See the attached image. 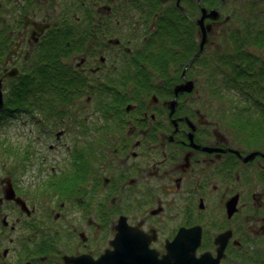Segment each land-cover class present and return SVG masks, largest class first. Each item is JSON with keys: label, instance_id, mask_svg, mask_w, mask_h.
Wrapping results in <instances>:
<instances>
[{"label": "flooded vegetation", "instance_id": "1", "mask_svg": "<svg viewBox=\"0 0 264 264\" xmlns=\"http://www.w3.org/2000/svg\"><path fill=\"white\" fill-rule=\"evenodd\" d=\"M239 4L0 0V124L46 135L69 114L85 127L65 165L42 141L0 140V264L97 259L115 240L119 264H264V101L221 102L201 73L223 30L230 59L255 56L247 41L264 28ZM59 74L73 77L69 102L57 101Z\"/></svg>", "mask_w": 264, "mask_h": 264}, {"label": "rangeland", "instance_id": "2", "mask_svg": "<svg viewBox=\"0 0 264 264\" xmlns=\"http://www.w3.org/2000/svg\"><path fill=\"white\" fill-rule=\"evenodd\" d=\"M239 5L242 6V9L245 8V11L248 12L246 14L248 15L247 19L251 20L254 26H256L253 28V32H261V29L264 28V0H240ZM226 11L223 12V16L228 14V7ZM238 16L240 17V14ZM226 30L228 33L229 30ZM223 31L220 38V47L216 46L213 51L210 49V51L206 53L204 70L201 73H206L205 75H208L207 73H209L212 75V85L216 87L215 93L219 96V100L221 102L264 101V38L259 37V43H254V35L251 34L250 39L247 41L249 43L247 45V50L250 53L252 52L256 57L254 56V59H249V62H247V59L244 60L237 58L235 60L234 57L230 59L228 55V53H232L234 48L231 47V40L227 38ZM239 56L245 57L243 54H240ZM210 61H212L215 65H210ZM240 63H246V66H248L247 64L249 63L251 64L249 68L255 71L251 70L249 73L258 74L259 84H257L256 80H254V84L249 82L251 80L246 74L248 71L247 69L239 67ZM46 79L49 81V78ZM59 86L64 88L67 85L59 84ZM85 97V95L82 96L84 100ZM57 101H60V99ZM33 113H35V116L38 115L35 111ZM74 116L68 114L64 120L65 122L56 120V123L48 126L49 129L46 128V130L52 131L53 134H47L46 132V135L43 134L42 130H39L40 126L36 123H34V125L31 123L28 125H22V123L18 122V120H7V123L0 124V140H9L10 143L14 144L18 148L29 145L32 146V148L34 147L37 149L42 147V145L39 144L40 141H42L45 145L42 149L46 150L43 151V154L48 155V160L52 161V163H54V160H57L60 165H63V163L65 165L69 163L70 147H73L74 143L75 145H78V142H83L85 138V127L78 123L77 118ZM83 117L84 115L82 118ZM96 127H99V125L94 122L92 129L96 131ZM64 128H69V130H67L63 136L62 146L59 148L56 147L54 150H49V145L55 143V133L63 130ZM95 131H93V134ZM0 162L2 163L3 160H0ZM36 163L39 164V160H34V164Z\"/></svg>", "mask_w": 264, "mask_h": 264}, {"label": "water", "instance_id": "3", "mask_svg": "<svg viewBox=\"0 0 264 264\" xmlns=\"http://www.w3.org/2000/svg\"><path fill=\"white\" fill-rule=\"evenodd\" d=\"M207 43V37L205 36L204 39L202 40V43H201V48H200V51L195 55V57L190 61V63L188 64L187 68L197 59V57L202 53V51L204 50V46L205 44ZM190 86L189 88H191L193 86V82L190 81V82H187V84H182V85H178L176 87V93H178L179 91L183 90V89H186L188 87L186 86ZM191 90V89H189ZM4 108V99H3V94H2V85H1V82H0V110H2ZM182 233H180L175 242L174 243H177L181 238H182ZM117 239V237H116ZM115 250L111 253V254H105V255H102L100 256L99 258L95 259L93 257H91L90 255L88 256H80V257H71L70 258V263L71 264H119V260L120 257H119V254L120 252L118 251L117 249V240H115ZM185 257H189L191 258V254H190V251L188 252H185V253H182ZM176 262H179V263H184L186 264L185 262H189L191 261V259H182V257H179L177 259H175ZM124 264H144L143 262V259L140 258L139 262L135 259H132L131 261H126ZM152 264H165V262H155V263H152Z\"/></svg>", "mask_w": 264, "mask_h": 264}, {"label": "trees", "instance_id": "4", "mask_svg": "<svg viewBox=\"0 0 264 264\" xmlns=\"http://www.w3.org/2000/svg\"><path fill=\"white\" fill-rule=\"evenodd\" d=\"M254 59L253 57H249L247 59V62H249V59ZM210 65H215L213 62L209 63ZM248 66H246V63H240L239 67L241 68H244V69H247V75L248 77L250 78L252 84H254V80H256L257 84H259V80H258V74L257 73H249V71L251 72L252 71H255L253 69H250L249 67L251 66V64H247ZM220 66V65H219ZM242 73V72H240ZM54 74V73H52ZM58 84H61V85H67L65 86L64 88L62 86H60V90H61V95L60 93L58 92L57 93V97H59L60 99V103H65V102H69L65 99V96H67V94H70V93H73V88H74V83H73V77L70 75V74H59L57 75L56 77L53 78L52 80V86H56ZM31 85V83H30ZM66 115V113H65ZM60 118L63 117V113H59V115L57 116V118Z\"/></svg>", "mask_w": 264, "mask_h": 264}]
</instances>
